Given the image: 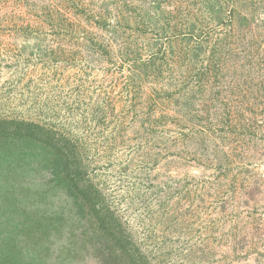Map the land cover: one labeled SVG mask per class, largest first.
<instances>
[{
    "label": "rangeland",
    "instance_id": "rangeland-1",
    "mask_svg": "<svg viewBox=\"0 0 264 264\" xmlns=\"http://www.w3.org/2000/svg\"><path fill=\"white\" fill-rule=\"evenodd\" d=\"M0 264H264V0H0Z\"/></svg>",
    "mask_w": 264,
    "mask_h": 264
},
{
    "label": "trees",
    "instance_id": "trees-1",
    "mask_svg": "<svg viewBox=\"0 0 264 264\" xmlns=\"http://www.w3.org/2000/svg\"><path fill=\"white\" fill-rule=\"evenodd\" d=\"M1 123H2V124H5V122H1ZM14 125H16V123H15ZM18 125H19L22 129H25V131H24V136H25V137H30V138H33V139L36 138V137L34 136V131H32V130H37V129H39L37 125L32 124V123H30V122H19ZM20 127H19V129H20ZM33 127H34L35 129H33ZM40 138H41L40 136H37V139H40ZM48 145H50V146H55V145H52V144H50V143H49ZM57 151L60 152L61 150L59 149V150H57ZM60 153H62V152H60ZM67 165H68V162H67V163H64V168H65V170H68Z\"/></svg>",
    "mask_w": 264,
    "mask_h": 264
}]
</instances>
